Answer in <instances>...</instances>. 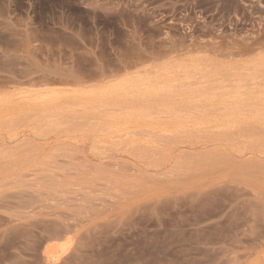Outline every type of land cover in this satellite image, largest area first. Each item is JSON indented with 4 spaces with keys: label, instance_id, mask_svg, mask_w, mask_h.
<instances>
[{
    "label": "rangeland",
    "instance_id": "rangeland-1",
    "mask_svg": "<svg viewBox=\"0 0 264 264\" xmlns=\"http://www.w3.org/2000/svg\"><path fill=\"white\" fill-rule=\"evenodd\" d=\"M0 264H264V0H0Z\"/></svg>",
    "mask_w": 264,
    "mask_h": 264
},
{
    "label": "bare ground",
    "instance_id": "bare-ground-1",
    "mask_svg": "<svg viewBox=\"0 0 264 264\" xmlns=\"http://www.w3.org/2000/svg\"><path fill=\"white\" fill-rule=\"evenodd\" d=\"M209 83H210V82H209ZM256 83H257V82H256ZM256 83H255V84H256ZM258 84H259V83H258ZM262 84H263V83H262ZM55 254H56V253H55Z\"/></svg>",
    "mask_w": 264,
    "mask_h": 264
}]
</instances>
